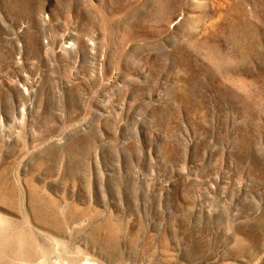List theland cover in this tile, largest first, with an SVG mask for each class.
Instances as JSON below:
<instances>
[{
	"label": "rangeland",
	"instance_id": "obj_1",
	"mask_svg": "<svg viewBox=\"0 0 264 264\" xmlns=\"http://www.w3.org/2000/svg\"><path fill=\"white\" fill-rule=\"evenodd\" d=\"M0 264H264V0H0Z\"/></svg>",
	"mask_w": 264,
	"mask_h": 264
}]
</instances>
